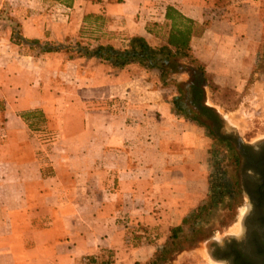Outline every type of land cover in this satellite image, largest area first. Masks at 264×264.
Segmentation results:
<instances>
[{"label":"crops","instance_id":"1","mask_svg":"<svg viewBox=\"0 0 264 264\" xmlns=\"http://www.w3.org/2000/svg\"><path fill=\"white\" fill-rule=\"evenodd\" d=\"M243 1L0 0V264H75L85 255L133 264L155 250L133 244L143 227L180 225L201 203L195 163L184 173L186 146L191 157L199 152L200 129L176 119L155 88L158 70L37 54L29 42L87 34L91 47L125 49L139 36L158 48L168 45L174 19H188V53L215 73L229 53L248 51V25L230 19ZM178 62L167 80L185 81L194 66ZM80 63L77 86L58 73Z\"/></svg>","mask_w":264,"mask_h":264},{"label":"rangeland","instance_id":"2","mask_svg":"<svg viewBox=\"0 0 264 264\" xmlns=\"http://www.w3.org/2000/svg\"><path fill=\"white\" fill-rule=\"evenodd\" d=\"M233 5L243 8L238 12L237 17L233 16L230 19L248 25L246 33L249 41L248 51L229 53L228 66L217 67L218 72L215 73L208 66L207 72L202 70L203 74H196L203 69V66L190 61L194 66L190 64L186 66L188 75L185 76V81L170 78L166 82L167 85L161 86L159 82L160 84L154 87L162 91L164 99L171 102L177 94L175 84L187 83L195 73L201 81V102L213 109L220 122L219 135L225 137L224 135L228 136V132H231L241 142L255 144L264 141V0L234 2ZM241 14L244 16L242 17ZM13 34L14 40H17L19 34L15 27ZM78 37L82 36L68 38L63 45H73L74 41H77L80 46H85V43L90 44V35ZM44 45L47 47L48 43ZM84 67L85 65L80 63L76 67H68L66 71L65 68H61L58 73L66 72L67 77L70 76L77 86L79 84L77 70L82 71ZM89 71L96 72L91 67ZM64 75L65 78L66 75ZM65 84L68 83L60 77L57 82L58 90L63 91ZM183 88L188 93V88ZM188 98L189 95L185 97L183 103L186 109L190 108ZM61 104L64 105V101ZM175 116L176 119L183 120L187 124L186 129L192 130L194 126L197 134H199L197 127L200 129L199 152L192 156L194 162L186 146L184 173L186 177L190 175L189 170L192 171V165L195 163L200 174V182L194 189L200 194L201 203L193 209L185 210L183 218L185 222L183 224L181 222L182 229L175 233L172 227L176 226L143 227V233L136 234L139 236L134 238L139 239L133 244L143 243L145 246H150L151 251L155 250L149 257H142L140 261L133 264H151L149 262L153 254L163 248H167L165 258L155 264H225L211 258L210 243L215 239L222 240L230 236L241 241L242 221L250 213V199L245 192L237 189V177L234 165L231 163L234 154L228 149L227 144L216 139L206 128L194 121L193 126H189L190 119L181 113L175 112ZM200 119L204 123L207 122L204 116H200ZM192 189V186H185L186 193ZM251 218L252 233L249 239L241 242L242 252L237 260L229 261L228 264H262L260 250L264 242V202L253 211ZM172 235H175V238ZM98 257L113 264H119L110 257Z\"/></svg>","mask_w":264,"mask_h":264},{"label":"trees","instance_id":"3","mask_svg":"<svg viewBox=\"0 0 264 264\" xmlns=\"http://www.w3.org/2000/svg\"><path fill=\"white\" fill-rule=\"evenodd\" d=\"M179 25L181 26V29H179ZM191 29L192 22L190 20L183 19L177 26L174 19L172 30L168 37V45L158 48L151 47L142 37L135 36L131 39L128 48L125 49H116L111 45L99 44L91 47L89 43H85V46H80L77 41H74L73 45H63L64 42H53L45 47L43 44H38V41H30L29 48L32 50L27 51L37 54L50 51H63L66 52L67 56L70 58L84 57L85 59H89L93 57L99 59L100 61L107 62L115 68H123L128 64L136 63L138 66L146 69L158 70L162 84L166 85L168 77L173 73H177L182 68V64L178 62L179 58H188L190 61H194L188 53V41ZM13 32L11 34V39L12 41L17 42L18 39H20V35L17 40H14ZM202 70L203 69L198 71L199 73L196 74H203ZM196 74L194 73L191 80L187 83L178 82L175 84L177 94L173 97L171 103L174 112L181 113L188 119L204 126L205 123L201 121L200 116L206 115L216 121H218V118L214 114L212 108L201 105L202 87L200 85L201 81L199 76ZM183 87L188 88V93L183 90ZM188 95L190 108L188 107L189 109H186L183 103L185 101V97H188ZM211 135L217 139H223V137L219 135L218 130L213 129L211 131ZM184 222L185 219L182 220V224ZM181 226L182 225L180 224L176 227H172V231L175 233L176 231L182 229ZM172 236L175 238V235ZM166 252L167 248H163L160 251L155 252L149 263L155 264L157 262H161L164 260Z\"/></svg>","mask_w":264,"mask_h":264},{"label":"flooded vegetation","instance_id":"4","mask_svg":"<svg viewBox=\"0 0 264 264\" xmlns=\"http://www.w3.org/2000/svg\"><path fill=\"white\" fill-rule=\"evenodd\" d=\"M202 106L207 105L201 102ZM205 125L209 133L214 130L220 131V122L213 120L211 117L204 115ZM223 139L228 149L234 154L232 165L237 177V189L245 192L250 199V213L242 221L241 237L230 236L222 240H213L210 243V256L214 261L228 264L229 261H236L241 254V242L249 239L252 233L251 216L253 211L259 208L264 202V141L252 144L250 142H241L233 133L228 132V136L224 135ZM217 139V138H216ZM260 252L262 253V262L264 256V242Z\"/></svg>","mask_w":264,"mask_h":264},{"label":"built area","instance_id":"5","mask_svg":"<svg viewBox=\"0 0 264 264\" xmlns=\"http://www.w3.org/2000/svg\"><path fill=\"white\" fill-rule=\"evenodd\" d=\"M100 3H107L109 0H97ZM75 264H113L110 261L102 260L98 256H80Z\"/></svg>","mask_w":264,"mask_h":264},{"label":"water","instance_id":"6","mask_svg":"<svg viewBox=\"0 0 264 264\" xmlns=\"http://www.w3.org/2000/svg\"><path fill=\"white\" fill-rule=\"evenodd\" d=\"M262 264H264V256H263V262H262Z\"/></svg>","mask_w":264,"mask_h":264}]
</instances>
